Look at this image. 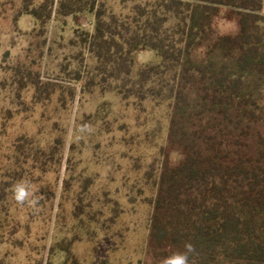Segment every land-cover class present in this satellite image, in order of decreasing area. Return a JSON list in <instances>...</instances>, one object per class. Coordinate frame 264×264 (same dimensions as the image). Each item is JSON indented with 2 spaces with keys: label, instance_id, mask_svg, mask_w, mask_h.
<instances>
[{
  "label": "trees",
  "instance_id": "16d2710c",
  "mask_svg": "<svg viewBox=\"0 0 264 264\" xmlns=\"http://www.w3.org/2000/svg\"><path fill=\"white\" fill-rule=\"evenodd\" d=\"M8 2L13 20L30 16L38 36L53 14L91 17L92 30L76 29L73 41L86 48L92 66L86 76L76 71L70 78L81 82L80 96L97 90L103 97L89 115L92 125L104 123L113 112L112 101L104 99L108 92L124 110L165 109L168 133L160 147L159 170L153 164L136 166L139 157L120 156L129 159L134 173L120 179L129 189L128 202L142 201L152 209L143 262L161 264L190 244L188 264H264L263 0H118V12L108 0ZM5 4L0 0V14ZM221 14L236 22L235 32H216ZM141 50L153 52L154 60L137 63ZM16 70L17 86L0 104V245L27 247V264H33L30 255L37 245L30 243L44 240L53 219H65L58 213L64 200L70 203L74 220L72 236L49 245L45 264H53L51 256L56 253L63 257L61 264H67L75 259V242L91 241L95 227L116 222L118 202L109 190L117 179L108 174L100 185L87 167L70 173L62 179L54 213L66 148L64 122L76 87L43 81L28 69L25 81ZM23 90L29 93L27 98ZM29 120L33 130L24 125ZM90 123L83 117L74 124L73 130L79 132L68 147L66 173L74 172L70 164L77 153L100 146L99 141L94 143L96 136L81 130ZM144 132L142 143L155 130ZM137 135L115 142L123 148L139 146ZM172 153L179 156L177 161H172ZM17 182L30 185L29 199L39 200L38 210L13 199L11 189ZM105 214L108 217L103 218ZM33 226L43 234L32 236ZM36 264H43V259Z\"/></svg>",
  "mask_w": 264,
  "mask_h": 264
},
{
  "label": "rangeland",
  "instance_id": "374dc122",
  "mask_svg": "<svg viewBox=\"0 0 264 264\" xmlns=\"http://www.w3.org/2000/svg\"><path fill=\"white\" fill-rule=\"evenodd\" d=\"M4 1H6L5 10L3 14H0V104H3V96L7 93L12 95L14 88L17 86V77L14 76V73H18L17 67L21 70L18 78L21 77L25 81H27L25 69H28L39 74L40 79L43 81H57L74 85L77 91L69 118L64 122V125L67 126L66 148L54 213L57 211L62 179L70 176V173L77 174L87 167L89 175L98 178L100 185L107 180V176L114 175L117 179L111 184L109 190L111 199L118 202L117 205L114 204L117 211L116 222L105 221L104 229L95 227L94 238L91 241L75 242L73 244L75 259L70 260L67 264H100L101 260H104L106 264H145L143 262L142 246H144L147 235L148 219L152 209L150 205L142 201L128 202V197L125 194L128 193L129 189L120 179L131 177L134 173L129 170L130 165H127L129 159L127 157L121 159L120 156L123 153L126 156L139 157L135 160L136 166L142 167L143 165L153 164L154 169L159 170L162 161L160 147L166 143L168 133V120L165 109L150 108L144 113L132 107L124 110L117 98L108 92L104 94V99L112 101L113 112L109 113L108 119L104 123L97 121L96 124L92 125L89 115L96 112L103 97L97 90L80 96L81 82L78 80L72 81L70 78L77 75L76 71L83 72L86 76V71L92 66V59L86 48H83L80 45L81 43L76 44L73 41L76 29L92 30L91 17L88 15L57 17L53 14L43 32L38 36L35 31L39 30L34 26L33 19L24 15L15 22L13 20L14 12L10 8L12 5L8 2L9 0ZM108 4L113 5L115 12L120 11L118 0H108ZM236 29V22L226 18L223 14L215 21V30L218 34L235 32ZM154 58V53L148 50H141L136 53V61L139 64L154 60ZM62 68H64V72H61ZM64 80L65 82H63ZM21 93L25 98L29 96L27 91L23 90ZM83 117L89 123L91 122V125H88L83 132L96 136L94 143L99 141L100 146L94 149V152L89 149L81 155L77 153L70 164V166L74 164V172L66 173L65 160L68 147L72 141H75V134L79 132L73 130L74 124H76L77 118L81 119ZM24 125L28 130H33L35 127L32 120L24 123ZM107 126L112 129L111 132H107ZM119 126L123 128L122 131L116 130ZM152 129L155 130L154 134H149L147 136L148 142L142 143L143 138L146 137L144 131ZM132 133L139 135L141 141L139 146L127 144L123 148L115 142L123 136L126 139L130 138ZM171 159L177 161L179 156L177 153H172ZM118 165L120 171L115 170ZM149 192L145 193L150 195ZM58 213L64 216L65 219L62 221L53 219L50 227L46 230L48 231L47 234H44V240L30 243L31 247L37 245L36 252H32L30 255L33 264H36L40 258L43 259V264H45L48 257V247L53 241L72 236L70 229L74 220L70 216V203L62 200V206L58 209ZM106 216L108 217V214H105L103 218ZM43 231L37 230V226H33L32 236H40ZM26 249L27 247L15 249L10 244H1L0 264H27ZM62 260L63 257L60 253L51 256L53 264H61Z\"/></svg>",
  "mask_w": 264,
  "mask_h": 264
},
{
  "label": "clouds",
  "instance_id": "9594fccd",
  "mask_svg": "<svg viewBox=\"0 0 264 264\" xmlns=\"http://www.w3.org/2000/svg\"><path fill=\"white\" fill-rule=\"evenodd\" d=\"M87 126H84L81 130L84 131ZM12 195L13 199L18 204H23L28 202L30 205L37 207L39 205V200L36 198L29 199L32 196V191L30 185L24 182H17L12 185ZM38 210V207H37ZM185 252L173 253L171 256L164 258L161 264H188V253L192 251V246L190 244L185 245Z\"/></svg>",
  "mask_w": 264,
  "mask_h": 264
},
{
  "label": "crops",
  "instance_id": "0c3cea01",
  "mask_svg": "<svg viewBox=\"0 0 264 264\" xmlns=\"http://www.w3.org/2000/svg\"><path fill=\"white\" fill-rule=\"evenodd\" d=\"M262 11H263V13H264V0H263V7H262Z\"/></svg>",
  "mask_w": 264,
  "mask_h": 264
}]
</instances>
